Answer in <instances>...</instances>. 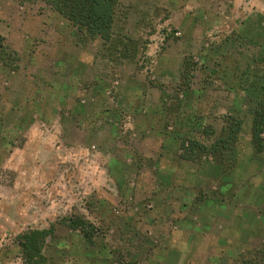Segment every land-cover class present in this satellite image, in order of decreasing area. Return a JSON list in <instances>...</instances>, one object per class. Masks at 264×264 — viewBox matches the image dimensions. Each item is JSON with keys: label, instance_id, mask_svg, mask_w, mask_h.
Masks as SVG:
<instances>
[{"label": "rangeland", "instance_id": "obj_1", "mask_svg": "<svg viewBox=\"0 0 264 264\" xmlns=\"http://www.w3.org/2000/svg\"><path fill=\"white\" fill-rule=\"evenodd\" d=\"M0 36V264L50 225L48 264H264V0H118L109 41L0 0Z\"/></svg>", "mask_w": 264, "mask_h": 264}, {"label": "trees", "instance_id": "obj_2", "mask_svg": "<svg viewBox=\"0 0 264 264\" xmlns=\"http://www.w3.org/2000/svg\"><path fill=\"white\" fill-rule=\"evenodd\" d=\"M31 2L35 0H20ZM51 6L54 11L68 20L80 32H85L90 37H99L104 41L111 40L112 25L118 0H40ZM121 43V42H120ZM15 53L10 51L0 36V63L9 67L16 65ZM225 132V131H224ZM229 132V133H228ZM228 136H220L209 146L188 140L187 145L183 141L181 149L185 159L195 160L198 157L210 156L213 159L228 152L235 141V128L227 131ZM264 102L260 100L254 111L251 125V141L258 153L264 148ZM232 138V139H231ZM231 139V142L228 141ZM186 145V146H185ZM63 223L69 228L78 230L86 241L92 242L93 225L82 216H71L63 219ZM54 225L44 229H29L21 233L17 242L21 248L20 264H48L43 247L46 239L52 235ZM264 259V255L262 256Z\"/></svg>", "mask_w": 264, "mask_h": 264}]
</instances>
